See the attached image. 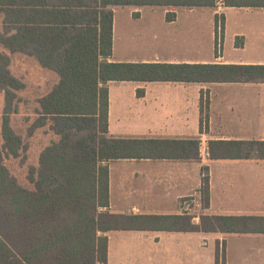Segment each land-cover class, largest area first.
<instances>
[{
	"label": "trees",
	"instance_id": "1",
	"mask_svg": "<svg viewBox=\"0 0 264 264\" xmlns=\"http://www.w3.org/2000/svg\"><path fill=\"white\" fill-rule=\"evenodd\" d=\"M223 3L227 7H259L264 0ZM216 4L217 0H0V90L4 95L0 124V264H108L109 233L152 229L159 221L168 224L164 230L172 229L179 217L105 210L110 206L108 163L121 159L200 161L201 141L109 136L107 83H264V65L109 62L113 53V7L194 8ZM167 19L175 20L176 14H168ZM215 26L218 43L223 16H216ZM18 55L33 58L51 75L48 92L35 107L37 117L27 113L30 135L13 122L14 115L22 114L27 88L11 69ZM43 129L44 144L38 145L35 135ZM208 153L210 160H264V140H211ZM10 159L20 160L21 166L29 168L24 172L25 182L6 164ZM202 172L201 199L207 209L208 167ZM186 225L190 232L264 233V217L203 215L198 224L187 221ZM223 257L218 247L216 264H223Z\"/></svg>",
	"mask_w": 264,
	"mask_h": 264
},
{
	"label": "crops",
	"instance_id": "2",
	"mask_svg": "<svg viewBox=\"0 0 264 264\" xmlns=\"http://www.w3.org/2000/svg\"><path fill=\"white\" fill-rule=\"evenodd\" d=\"M113 10L109 62L264 65V5L227 7L217 0L215 7L115 6ZM170 13L176 14L175 20L168 21ZM216 16L224 17L219 44ZM106 86L109 136L201 141L200 161L108 163L110 206L105 210L179 217L169 230L159 221L152 229L109 233L108 264H216L220 242L225 243L223 264H264V233L186 231L187 221L199 223L203 215L264 217V160H210L208 153L211 140H264V83L111 81ZM204 167L209 169L210 202L196 222L188 203L194 195L201 197ZM121 237L127 243L124 247L116 241Z\"/></svg>",
	"mask_w": 264,
	"mask_h": 264
},
{
	"label": "rangeland",
	"instance_id": "3",
	"mask_svg": "<svg viewBox=\"0 0 264 264\" xmlns=\"http://www.w3.org/2000/svg\"><path fill=\"white\" fill-rule=\"evenodd\" d=\"M119 22H120V17H119ZM131 43L128 42L127 46H131ZM0 49L1 46H0ZM12 72L21 78L24 82L27 83V88L23 94V101L21 103V111L22 114L14 115L13 117V122L14 124L18 125V128H22L24 134L30 135V128L26 127V117L28 116L27 113L31 114L30 117L36 118L37 116L35 115V107L37 106L38 100L41 96L47 93V84L50 79L49 73L33 58L27 56V55H18L15 58L14 64L12 65ZM3 107H4V95L2 91L0 90V124L2 121V116H3ZM203 119L206 118V116L202 117ZM22 124V125H21ZM31 124V123H29ZM30 126V125H29ZM35 140L38 145L41 143L44 144V129L42 131H39L35 135ZM40 149V147H39ZM33 160L29 163L32 164ZM6 164L10 167L12 170L13 174L18 176L22 181L25 182L26 178V173L29 168H26L25 165L21 166L22 163L20 160H14L10 159L6 161ZM189 206L190 210L189 213L193 217H201L203 214V205H202V199L201 197H198L197 195H194L192 199L189 200ZM195 222V221H194ZM201 222V219L200 221ZM198 224V223H195ZM124 240L122 237L121 238H116V241L120 246L123 245L126 246L127 243H122L121 241ZM221 243V242H220ZM218 243L217 244V249L219 247L221 254L224 255L225 253V243ZM217 252V250H216Z\"/></svg>",
	"mask_w": 264,
	"mask_h": 264
},
{
	"label": "built area",
	"instance_id": "4",
	"mask_svg": "<svg viewBox=\"0 0 264 264\" xmlns=\"http://www.w3.org/2000/svg\"><path fill=\"white\" fill-rule=\"evenodd\" d=\"M219 31H221V24H220V27H219ZM220 39H221V35H220V37L218 39V44L220 43ZM218 48H219V46H218ZM194 220L197 222L198 218H195Z\"/></svg>",
	"mask_w": 264,
	"mask_h": 264
}]
</instances>
